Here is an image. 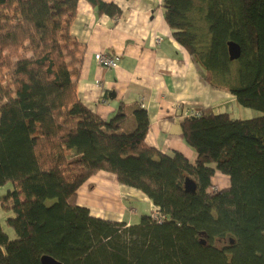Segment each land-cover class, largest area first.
I'll return each instance as SVG.
<instances>
[{"label": "trees", "instance_id": "16d2710c", "mask_svg": "<svg viewBox=\"0 0 264 264\" xmlns=\"http://www.w3.org/2000/svg\"><path fill=\"white\" fill-rule=\"evenodd\" d=\"M161 1L201 78L261 115L198 110L179 124L193 160L162 153L145 142L141 106L103 120L79 100V0H0V186H14L2 199L13 238L0 224V264H264V0ZM229 42L240 49L233 61ZM99 172L140 192L159 220L127 225L78 206ZM217 173L228 178L219 190Z\"/></svg>", "mask_w": 264, "mask_h": 264}, {"label": "crops", "instance_id": "0c3cea01", "mask_svg": "<svg viewBox=\"0 0 264 264\" xmlns=\"http://www.w3.org/2000/svg\"><path fill=\"white\" fill-rule=\"evenodd\" d=\"M100 1L116 5L120 14H101L88 1L79 0L70 29L84 46L77 79L79 100L103 120L113 117L120 105L127 113L141 106L149 121L145 142L162 153L177 152L192 161L194 153L181 135V119L208 108L225 112L229 105L236 107L235 98L201 78L188 52L174 39L161 0ZM98 53L117 60V67L98 65ZM215 177L219 186H227V177L218 173ZM124 201H143L153 208L140 192L119 185L105 172L91 177L77 192L78 205L91 215L100 209L123 222L128 212ZM128 220L127 224L135 223L134 218Z\"/></svg>", "mask_w": 264, "mask_h": 264}, {"label": "rangeland", "instance_id": "374dc122", "mask_svg": "<svg viewBox=\"0 0 264 264\" xmlns=\"http://www.w3.org/2000/svg\"><path fill=\"white\" fill-rule=\"evenodd\" d=\"M234 104H236V107L231 108V105H229V106L226 107V110H225V112H229L230 113V117L232 119H242V120L243 119H251V118H255V117H258V116L261 115L260 112H258V111H255L253 109H247V108H244V107L240 106L237 103L236 100H235ZM215 111L217 112V110H215ZM214 183H215V185H214L215 189L219 190V189L224 188V186L222 187L221 185L219 186L217 184V180L216 179L214 180ZM13 187L14 186H13V184L11 182H8L5 185L0 186V224L2 225L4 231L7 232V234L9 235L10 239L13 238V232L6 225L5 221H6V218L8 216H10L11 213L8 210L3 208L4 203H3L2 199L7 195L8 191L13 190ZM77 205H78V203H77ZM116 205H117V209L116 210L119 209L118 212H117V214H118L120 212V210H121V205H118V203ZM151 205H152V203H151ZM78 206H80V205H78ZM123 206L125 207L126 211L132 213V215H129L128 212H125V218H124V222L125 223L127 221H129L128 219H130V218H134V220H131V221H135V223H138V221L140 220V217L141 216H145V215L151 216L154 220H157V221L159 220L158 217L156 216L157 209L153 205H152L153 208L150 209L149 203H147V202H143V201H137L136 202V201H133V202L128 203L127 201H124L123 202ZM81 207H83V206H81ZM86 209H88V208H86ZM89 212H90V210H89ZM90 214H91V212H90ZM109 214H111V213L102 214L100 212V209H99L96 212L93 211V215L92 216H94L96 218H100V219L104 218V220H108V221H112V222H123V221H121L119 219V217H118V219H113L112 220V218L109 216ZM127 225H130V224H127Z\"/></svg>", "mask_w": 264, "mask_h": 264}, {"label": "water", "instance_id": "95a60500", "mask_svg": "<svg viewBox=\"0 0 264 264\" xmlns=\"http://www.w3.org/2000/svg\"><path fill=\"white\" fill-rule=\"evenodd\" d=\"M227 50H228V55H229V60L233 61L239 58L240 55V49L239 46L235 43L229 42L227 44ZM195 184L192 180L186 178L184 181V191L186 193H194L195 191ZM41 264H60L54 259L44 256L41 258Z\"/></svg>", "mask_w": 264, "mask_h": 264}, {"label": "built area", "instance_id": "2783aa9c", "mask_svg": "<svg viewBox=\"0 0 264 264\" xmlns=\"http://www.w3.org/2000/svg\"><path fill=\"white\" fill-rule=\"evenodd\" d=\"M95 61L97 62L98 65H100L101 67L105 68V69H114L117 67V60L115 59H111L107 56H105L103 53H98L95 56Z\"/></svg>", "mask_w": 264, "mask_h": 264}]
</instances>
